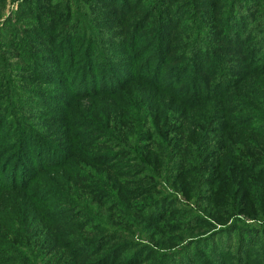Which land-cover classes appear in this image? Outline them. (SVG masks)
Masks as SVG:
<instances>
[{"label":"rangeland","instance_id":"374dc122","mask_svg":"<svg viewBox=\"0 0 264 264\" xmlns=\"http://www.w3.org/2000/svg\"><path fill=\"white\" fill-rule=\"evenodd\" d=\"M244 18L245 38L228 31ZM259 37L264 0H0V264H99L105 256L111 264H263L264 142L250 131L264 113V75L240 87L242 73L264 70L259 52L242 58ZM90 43L108 60L102 69L111 76L101 82L111 85L137 70L140 55L151 73L188 69L185 81L211 79L220 63L227 71L208 93L218 97L202 112L208 123L174 136L158 119L141 134V150L134 136L117 149L88 134L81 118L62 133L57 118L69 99L59 80L97 62ZM223 131L243 135L228 157L216 152ZM140 152L151 162L123 157Z\"/></svg>","mask_w":264,"mask_h":264},{"label":"trees","instance_id":"16d2710c","mask_svg":"<svg viewBox=\"0 0 264 264\" xmlns=\"http://www.w3.org/2000/svg\"><path fill=\"white\" fill-rule=\"evenodd\" d=\"M83 25L87 29L91 28L92 23L87 16L84 17ZM163 26L165 27L163 23H160V28ZM247 28V20H245V18L239 23L234 21L228 23V31L231 29L238 34H244V38L248 34V31L246 32ZM161 35L162 33L160 30L158 42L160 41ZM262 38L263 37L254 39V45L243 53L244 57L242 58H246L249 54L251 55V52H259L255 55L254 59L262 57V60L264 61V41H262ZM95 47L96 45H94V48ZM254 47H256V49L253 51ZM94 48L90 43L88 55L91 57L90 60L97 61L95 64L83 65L80 69L83 73L77 75L76 79H70L69 81L62 79L59 80V83L63 87L61 90H63L64 94L69 99L66 104L61 106L63 111L57 118L58 121L61 122L60 128L63 130L62 133L71 135L73 131L75 132L79 124L75 119L81 118V122H83L84 126L89 130L88 134L99 135L100 140L106 139L111 145L115 146V148L122 149L127 148L125 139L132 138L133 136L135 137V140L132 143L133 146H139L138 142L141 138V134L149 131L151 127L153 128L158 119L160 120V123H158L157 128H162L166 131L171 124L174 136H177L185 126L190 124L197 123L204 125L208 123L206 119L201 118L202 112H204L205 109L210 108L209 102H213L214 99L218 98L215 96L207 97L208 93L213 87V82H216L219 77L224 78L223 74H226L227 71L221 67L220 63H218L213 70L215 72L212 74L211 79H207L204 75L198 73L191 74L188 80L185 81L184 75L189 72L188 69L184 71V68H180L178 69V74L176 73L173 75L169 73L162 75V69L158 67V70L153 68V72L151 73L149 69L151 65L147 63L146 67L144 62L140 61V55L132 63L137 64V70L133 73L127 74L126 79L120 85H111L110 82H101L102 78L109 77L111 74L108 73L106 69H102L106 65V57L102 58L100 52H97ZM156 50L157 52L155 56H153L155 58L159 56L161 48H157ZM100 63L103 64L99 65ZM94 66H99V68L96 69ZM205 67V73H209L210 67L207 65ZM229 67L231 68V65H229ZM251 70L241 74V76L244 77H242L243 81L240 84L242 89L249 87L250 84L256 83L258 81V74L264 75V70H257L254 68ZM141 72H145L143 77H141ZM123 73L125 75V72ZM39 78L43 79V76H40ZM237 85L233 86L236 87ZM231 90L232 88L227 90V93L230 94ZM5 98V107L10 111L15 110L13 95L9 93ZM81 100H88V106H84L80 103ZM224 103H227L226 99ZM16 115H18V112H16ZM254 118L255 120L253 122H257V127L250 131L251 136L259 137L264 142V113L258 111L255 113ZM88 119H91L93 122L92 125L88 124ZM214 126L213 123H210L209 125L207 124L206 128H214ZM241 136H243L242 133L239 134L231 131H223L221 135H216L215 140H217V144L224 141L222 145L224 147L216 152L223 151V153H225L224 157H228V154L232 152V143ZM217 147V145L213 147L211 152ZM139 148L141 150L140 146ZM262 152L263 151L260 150V153ZM142 153L143 152L138 153L139 155L137 157L131 154L124 155L123 157H135L136 161L151 162V160L147 158V153ZM115 154L118 156L121 153ZM93 159L96 160V157H93ZM94 163L100 164V166L98 165L99 167L102 165V163ZM192 163L195 164V166L199 165L198 160H193ZM193 172L195 174L198 171L192 169L190 174H193ZM3 183L5 182L3 181ZM115 196L117 198V194ZM251 233L252 241H259L261 231L252 230ZM114 236H116V234H114ZM240 237H242V232L240 233ZM101 241L102 240L100 239V242ZM101 244L103 246L106 243L104 242ZM21 254H23L26 259L31 257L37 258V253ZM98 263L111 264L108 263L107 256L101 258Z\"/></svg>","mask_w":264,"mask_h":264}]
</instances>
